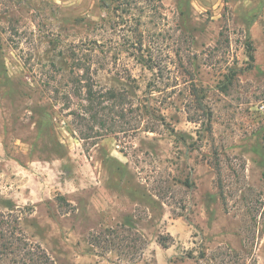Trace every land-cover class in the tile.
<instances>
[{"label":"rangeland","instance_id":"obj_1","mask_svg":"<svg viewBox=\"0 0 264 264\" xmlns=\"http://www.w3.org/2000/svg\"><path fill=\"white\" fill-rule=\"evenodd\" d=\"M89 79L137 129L78 136ZM0 214L53 264H264V0H0Z\"/></svg>","mask_w":264,"mask_h":264},{"label":"trees","instance_id":"obj_2","mask_svg":"<svg viewBox=\"0 0 264 264\" xmlns=\"http://www.w3.org/2000/svg\"><path fill=\"white\" fill-rule=\"evenodd\" d=\"M249 58H253L251 53H249ZM147 61V58L139 60L143 65L152 68L153 65ZM232 72L234 73V70ZM87 74L89 75L88 72ZM85 82L83 93L85 103L69 112L73 130L81 139L101 138L113 129L115 130L118 124H124L125 128L135 130L138 128L137 122L139 121L137 114L149 113L147 105L134 107L133 100L124 89H94L90 79ZM72 85L73 94L77 97L81 96L80 81L74 79ZM191 90V94L197 100L196 88L191 87ZM57 92L55 91L56 95ZM66 95L64 96L67 100L66 105H68L71 98ZM131 120L135 121L132 122L135 126L132 125ZM144 127L145 130L153 131L151 126L145 125ZM9 254H12L11 257L14 256L13 261L22 264H53L40 245L30 244L26 238L16 235L15 227L0 214V256L6 257Z\"/></svg>","mask_w":264,"mask_h":264}]
</instances>
